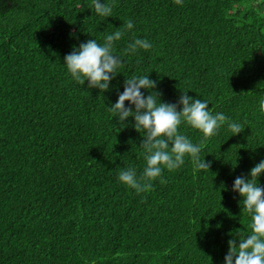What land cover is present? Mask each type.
<instances>
[{"label":"trees","instance_id":"1","mask_svg":"<svg viewBox=\"0 0 264 264\" xmlns=\"http://www.w3.org/2000/svg\"><path fill=\"white\" fill-rule=\"evenodd\" d=\"M101 2L111 17L93 0H0V264H225L236 230L251 233L234 180L264 160V0ZM128 20L109 91L78 85L64 57ZM135 38L152 47L123 55ZM133 75L156 81L162 102L188 93L243 131L204 140L182 123L210 170L186 157L138 195L118 173L143 171V132L108 110Z\"/></svg>","mask_w":264,"mask_h":264},{"label":"clouds","instance_id":"2","mask_svg":"<svg viewBox=\"0 0 264 264\" xmlns=\"http://www.w3.org/2000/svg\"><path fill=\"white\" fill-rule=\"evenodd\" d=\"M174 2L182 5L183 0ZM113 6L93 0L95 13L101 17H111ZM133 27V21L128 20L115 32L106 35L103 44L89 39L74 48L64 57V64L72 79L81 86L87 81L89 89H99L102 93L109 91L116 70L125 63L123 56L115 54L114 42L121 40L125 30L130 31ZM151 47L148 40L135 38L127 45L123 55L135 54L140 49L147 51ZM156 87V81L149 76L126 78L124 91L118 94L117 102L108 109L118 117L120 124L134 117L135 129L143 132L140 143L146 162L143 171L138 175L134 167H127L118 173V180L135 189L138 195L150 191L152 182L157 179H160V183H166L163 171L180 168L186 157L191 159L197 170H210L211 163L200 158L204 140L216 135L223 125H227L234 135L243 131L240 123L233 122L223 113L213 114L206 101L193 98L188 93L182 92L178 103L162 102V94L155 91ZM141 89L149 90L150 94L145 96ZM126 102H130V106L126 107ZM259 110L264 113V99L259 102ZM182 123L201 132L204 140L194 144L179 131ZM261 174H264V160L251 168L248 175L238 176L234 180L232 191L239 193L243 210L251 216V233L245 237L239 229L236 230L235 238L228 241L225 264H264V186L259 183Z\"/></svg>","mask_w":264,"mask_h":264}]
</instances>
